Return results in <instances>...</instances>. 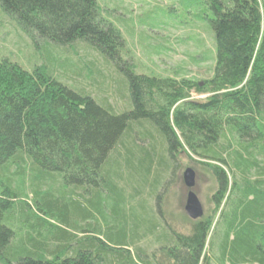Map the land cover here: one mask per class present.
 Wrapping results in <instances>:
<instances>
[{
    "label": "trees",
    "instance_id": "16d2710c",
    "mask_svg": "<svg viewBox=\"0 0 264 264\" xmlns=\"http://www.w3.org/2000/svg\"><path fill=\"white\" fill-rule=\"evenodd\" d=\"M171 1L186 15L172 21L200 28L211 41L210 56L200 55L211 62L204 78L137 74L123 57L126 26L99 0H0L2 11L36 43L64 51L30 71L9 58L0 61V170L11 173L27 156L34 167L59 173L89 194L155 201L144 217L135 206L127 214L119 207V224L105 233L88 223L103 218L92 198L74 211L60 205L61 222L73 229L42 242L30 238L32 249L16 258L14 232L3 222L18 198L10 188L12 195H0V256L10 257L5 264H201L207 245V264H264V0ZM82 46L100 64L85 65L96 78L75 90L57 74L82 79L69 68ZM109 69L126 77L118 82L122 92L107 85ZM98 79L107 92L128 98L123 111L94 95ZM182 153L211 173L219 214L191 223L188 237L173 232L159 212ZM151 247L156 250L149 255Z\"/></svg>",
    "mask_w": 264,
    "mask_h": 264
},
{
    "label": "rangeland",
    "instance_id": "374dc122",
    "mask_svg": "<svg viewBox=\"0 0 264 264\" xmlns=\"http://www.w3.org/2000/svg\"><path fill=\"white\" fill-rule=\"evenodd\" d=\"M99 2L105 11L108 10L112 16L118 18L119 21L121 20L126 26L124 37L127 54H123V57L135 68L137 74L193 79L206 76L205 70L211 62L206 63V61L201 60L200 55L210 56L212 52L211 41L200 28L184 27L179 23L183 22L182 20L186 15L183 12H178L177 4L171 0H99ZM146 24H149L150 27L143 28L141 26ZM23 36H26L30 41L23 42ZM83 49L82 46L80 54L78 56L74 54L76 57L70 58L69 61V68L75 73H80L81 80L70 72H58L57 74V77L62 79L60 81L75 90H81L83 85L90 86L89 82L93 81L94 83L93 79L96 77L90 71V74L87 72L85 65L88 66L92 62L97 66L100 64L98 60H95L96 55L94 53ZM63 53L62 49L51 47L47 43H36L21 28L17 20L12 17L10 20L9 15L0 7V61L4 57L9 58L23 69L30 71L34 66L46 64L52 58H61ZM196 56L198 58L197 64L193 62V58ZM105 74L107 77L110 76L107 85L122 92L118 82L121 78L124 79V74L119 71L117 72L118 76L111 69ZM100 82L101 80L98 79V83ZM105 87L104 83L101 82L100 87H98L99 93L96 91L98 94L94 95L101 101L107 99L117 111H123L126 108L128 98H124L112 90L107 92L108 89L106 90ZM198 99L202 100L204 97ZM260 133V141L262 142V145H259L262 149L260 159L264 165V129H260ZM25 160L26 165L15 162L11 168V173L0 170V195L6 193L7 196H10L14 191L18 194L16 202L5 212L3 219L4 224L14 232L10 246L14 250L16 258H24L23 250L32 249L29 243L30 238L42 242L53 235H59L60 230L73 229L61 222L58 211L61 208L60 205L74 211L76 205H88L83 199L92 198L90 205L101 207L103 218L96 215L97 220L88 223L93 225L96 223L102 227L103 233L119 224L118 219L121 217V215L118 216L119 210L125 209L127 214L132 205L137 208V214L144 217L146 205L149 208L155 206V201H149L146 196L139 195L136 200L132 201L129 194L124 195L123 193L122 200L108 193H103L102 196L89 194L83 191L81 187L68 185L59 173H46L38 167H34L27 156H25ZM176 160L178 168L171 185L162 196L159 212L167 219L173 232L182 237H188L191 231V223L194 221L190 220L184 211L188 191L183 182V173L188 168H192L196 172L197 180L194 192L204 210L202 221L206 218L216 217L217 219L219 217V214L216 215L217 212L212 202L217 187L211 173L203 165L194 163L184 153L179 155ZM169 180L167 179V182ZM11 181H14L13 186L10 184ZM111 187L113 188V185ZM10 188L14 191L9 192ZM118 190L120 191V189ZM134 196L137 195H133V198ZM36 206H40L46 211L48 209L54 210L52 211L53 215L39 213ZM159 219L161 220V217ZM78 236L80 238L82 235L78 234ZM155 250L151 247L146 251L150 255ZM208 252L207 245L201 264H207L208 260L206 261L205 258L210 259ZM8 260H10L9 256H0V264H5ZM210 262L217 264L214 260Z\"/></svg>",
    "mask_w": 264,
    "mask_h": 264
},
{
    "label": "water",
    "instance_id": "95a60500",
    "mask_svg": "<svg viewBox=\"0 0 264 264\" xmlns=\"http://www.w3.org/2000/svg\"><path fill=\"white\" fill-rule=\"evenodd\" d=\"M196 180V172L192 168L186 169L183 173V182L188 193L184 211L187 217L192 221H198L204 217L202 204L194 192Z\"/></svg>",
    "mask_w": 264,
    "mask_h": 264
}]
</instances>
